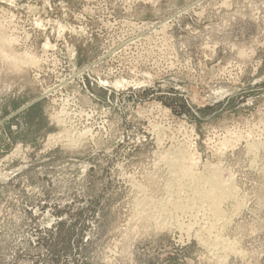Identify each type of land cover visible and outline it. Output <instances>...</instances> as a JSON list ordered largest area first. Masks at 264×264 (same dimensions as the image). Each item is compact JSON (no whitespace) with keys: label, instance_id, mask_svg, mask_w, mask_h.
I'll list each match as a JSON object with an SVG mask.
<instances>
[{"label":"rangeland","instance_id":"374dc122","mask_svg":"<svg viewBox=\"0 0 264 264\" xmlns=\"http://www.w3.org/2000/svg\"><path fill=\"white\" fill-rule=\"evenodd\" d=\"M0 264H264V0H0Z\"/></svg>","mask_w":264,"mask_h":264},{"label":"bare ground","instance_id":"6f19581e","mask_svg":"<svg viewBox=\"0 0 264 264\" xmlns=\"http://www.w3.org/2000/svg\"><path fill=\"white\" fill-rule=\"evenodd\" d=\"M182 158V157H181ZM178 161H180L181 162V160H178ZM177 162V161H176ZM179 162V163H180ZM175 162H173V164H174ZM188 163V162H187ZM173 164H171V165H173ZM181 164V163H180ZM179 165V164H178ZM182 165H183V163H182ZM170 166V165H169ZM175 166H177V163H176V165ZM181 166V165H180ZM179 166V167H180ZM184 166H186V165H183V167ZM178 167V166H177ZM211 167V166H210ZM173 168H175V167H173ZM217 168V167H216ZM183 169V168H182ZM199 169V168H198ZM178 170H179V168H178ZM181 170V169H180ZM180 170H179V172L178 173H180ZM195 170V169H194ZM182 171V170H181ZM192 171V170H191ZM173 172H175V171H173ZM197 172H199V171H197ZM218 172H220V171H218ZM214 173V172H213ZM170 174H171V172H170ZM174 174V173H173ZM191 174V173H190ZM218 175H220V173H218ZM190 176V175H189ZM215 177L214 178H212L211 179V177H210V186L211 187H209V189L208 190H206L207 192H206V195L208 196V197H206V198H209V199H207V200H210V201H212L213 202V204L212 205H215V207L217 208H219L220 207V205H221V202L223 201V200H221L222 198H223V194H224V196L227 194L226 192H230L229 190L231 189L230 187H232L231 185H229V184H225V181L224 180H222L221 179V177H219V176H217V175H214ZM178 177V176H177ZM196 178V177H195ZM204 178V177H203ZM205 179V178H204ZM208 180H209V177L207 178ZM206 180V179H205ZM206 183H207V181H206ZM205 187V186H204ZM196 190V189H195ZM232 190V189H231ZM199 192V191H198ZM231 192H233V191H231ZM202 193V192H201ZM217 194H220V196H218ZM222 194V195H221ZM200 197H201V195H199ZM231 196V195H230ZM192 198H193V196H192ZM205 198V199H206ZM228 198V197H227ZM186 199V198H185ZM195 199V198H194ZM166 201H168V200H166ZM195 201V200H194ZM206 201V200H205ZM177 202V201H176ZM207 202V201H206ZM174 203V202H173ZM180 203V202H179ZM200 203H202L201 201H200ZM204 203V202H203ZM202 203V204H203ZM210 203V202H209ZM168 204V203H167ZM176 204V203H175ZM179 205H181V204H179ZM171 206V205H170ZM174 206V205H173ZM178 206V205H177ZM183 206H184V204H183ZM179 207V206H178ZM191 207V206H190ZM200 207V206H199ZM173 208H175V207H173ZM182 206H181V210H182ZM167 209V208H166ZM176 209V208H175ZM179 209H180V207H179ZM188 209V208H187ZM200 209V208H199ZM206 209H208V208H206ZM212 210V209H211ZM146 211H147V209H146ZM209 211V210H208ZM215 211V210H214ZM217 211V210H216ZM215 211V212H216ZM150 212H152V211H150ZM197 213V212H196ZM203 213V212H202ZM158 215V214H157ZM204 217V216H203ZM217 218V217H216ZM223 218V217H222ZM211 219V218H210ZM218 221V220H217ZM205 222V221H204ZM158 223V222H157ZM167 223V222H166ZM164 225V224H163ZM209 225V224H208ZM223 225V224H222ZM221 225V226H222ZM225 225V224H224ZM181 226H183V224L181 225ZM195 226H196V223H195ZM203 230V229H202ZM182 231V230H181ZM215 232V231H214ZM219 232V231H218ZM219 234V233H218ZM212 235V234H211ZM223 237V236H222ZM204 240V239H203ZM216 240H218V239H216ZM220 240V239H219ZM228 242V241H227ZM203 243V242H202ZM205 244V243H204ZM215 244V243H214ZM217 244V243H216ZM228 245V244H227ZM221 247V246H220ZM228 252V251H227ZM220 255V254H219ZM222 256V255H221ZM218 257V256H217ZM218 259V258H217ZM220 259V258H219ZM221 260H223V259H221ZM223 263H224V261H223Z\"/></svg>","mask_w":264,"mask_h":264}]
</instances>
